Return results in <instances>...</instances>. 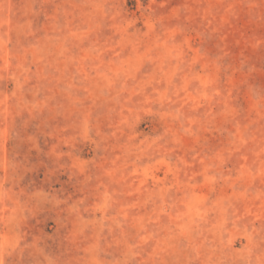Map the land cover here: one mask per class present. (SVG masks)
I'll use <instances>...</instances> for the list:
<instances>
[{
    "label": "rangeland",
    "instance_id": "obj_1",
    "mask_svg": "<svg viewBox=\"0 0 264 264\" xmlns=\"http://www.w3.org/2000/svg\"><path fill=\"white\" fill-rule=\"evenodd\" d=\"M0 264H264V0H0Z\"/></svg>",
    "mask_w": 264,
    "mask_h": 264
}]
</instances>
